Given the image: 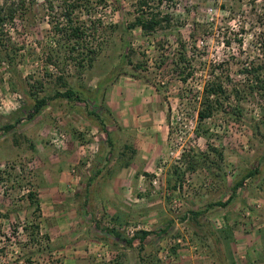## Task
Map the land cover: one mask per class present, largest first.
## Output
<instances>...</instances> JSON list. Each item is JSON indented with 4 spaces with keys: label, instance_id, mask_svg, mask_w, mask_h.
<instances>
[{
    "label": "rangeland",
    "instance_id": "374dc122",
    "mask_svg": "<svg viewBox=\"0 0 264 264\" xmlns=\"http://www.w3.org/2000/svg\"><path fill=\"white\" fill-rule=\"evenodd\" d=\"M16 1L20 0H12ZM23 1L31 12L27 14L29 16L6 27L8 43L0 47V264H27L28 260L31 264H64L61 245L54 246L48 234L50 223H45L43 215L37 220L28 195L36 193L41 204L40 194L46 186L42 177L51 172L55 165L59 167L64 152L54 150L45 134L48 132L47 137H50L57 130L58 118H61L60 126L67 135L74 130L73 124L79 120L71 116L72 107L82 102L55 98L40 115L30 121L28 116L33 101L25 93L37 90L40 91L39 97L53 99L56 92L64 93L72 89L93 98L97 87L113 74V78L103 86L107 87L121 77L131 76L159 90L162 102L167 106L171 130L173 127L174 131L180 133L176 142L183 153L193 151L196 152L195 156L206 154V160L217 166L225 162L222 178L209 161L208 166L212 169L208 170L205 166L199 169L204 171L200 175L207 179L215 175L221 189L217 193L226 196V203L233 194L235 184L243 179L237 204L233 203L234 207L221 212V215H207L204 219L210 222L217 233L233 229V241L221 244L227 257L226 264H250L251 261L245 255L244 243L235 245V237L242 241L250 238L253 246L257 238L264 235V98L255 96L242 100L240 106L243 116L240 122L228 114H220L207 121L205 131L208 134L203 137L197 135V103L203 85L211 78L209 75L213 65L228 66L235 85L247 83L248 78L239 71L243 65L248 66L259 58L258 13L264 11L263 2L171 0L161 9L152 3L145 11L157 13L159 10L169 15L171 22L169 26L165 25V29L144 36L140 30L126 29L137 17L139 0H105V5L90 0L88 10L79 12L75 23L85 26L89 51L95 52L91 54L94 60L90 64L83 61L88 52L78 47L75 41L68 43L66 38L55 34L54 25L66 26L62 18V0ZM241 27H245V32L240 30ZM179 40L185 47L179 44ZM227 41L231 46L226 45ZM73 48L76 50L70 53ZM182 56L191 61L194 71L187 84L181 82L175 66ZM118 67H121L120 70ZM217 73L220 74V70ZM232 104L238 105L234 100ZM86 105L87 111L90 110L92 105ZM7 125L14 128L4 130ZM78 133L76 136L80 135ZM175 138L170 136L169 149L171 140ZM211 149L222 152L225 161L220 162L216 152ZM200 160L201 164L205 161L203 158ZM182 165V162L181 165L171 164L168 170L175 166L184 170L185 166ZM199 169L189 173L184 177V182L179 184L182 186L188 178L189 183L184 191L179 187L176 191L169 190L166 207L169 216L165 219L170 225L159 238H154L158 244L152 249L151 264H161L159 253L162 248L181 236L179 224L183 215L191 211L188 208L190 192L195 180L198 181ZM254 169L259 170L260 174L244 180L248 172ZM166 183L156 190L149 182L150 195L155 199L161 198ZM175 198L183 202L180 213L170 205ZM254 201L260 202V209L251 207ZM247 210L250 211V217L245 215ZM260 215L263 218L258 220L257 216ZM219 219L225 225L220 226L217 223ZM33 222L40 224L41 236L38 241L31 237ZM25 228L30 230L26 231ZM42 236H49L50 240L46 241ZM192 241L205 256L202 264H217L212 250L205 249L203 242L194 241V233ZM254 247L247 250H254L259 257L262 252L258 254L257 246ZM174 253L176 255L177 250ZM262 259L264 264V253Z\"/></svg>",
    "mask_w": 264,
    "mask_h": 264
},
{
    "label": "crops",
    "instance_id": "0c3cea01",
    "mask_svg": "<svg viewBox=\"0 0 264 264\" xmlns=\"http://www.w3.org/2000/svg\"><path fill=\"white\" fill-rule=\"evenodd\" d=\"M102 86L93 96L90 110L85 103L72 107L71 116L79 121L68 133L59 167L55 165L42 177L46 185L40 194L42 215L45 223H50L47 230L52 244L61 245L64 264H151L152 249L158 244L154 238H159L170 225L165 219L169 216L167 196L176 182L172 168L167 171L162 197L155 199L150 195L148 183L169 152L171 127L167 106L156 87L131 76ZM90 112L101 116L104 132L88 118ZM58 119L62 125L61 118ZM47 134L49 141L51 136ZM206 161L199 162L197 168L212 169L208 165L213 162ZM224 164L212 165L221 178ZM197 172L198 181L195 180L188 204L192 212L205 211L214 217L237 204L239 195L228 205L226 196L217 193L221 189L215 175L207 179L200 175L204 171ZM261 218L257 216L258 220ZM132 223L142 224L144 233L152 234L143 241L130 240L121 229ZM108 228L107 234L104 231ZM234 233L238 234L237 230ZM235 238V245L244 243L250 264H263L264 235L253 243L258 254L262 252L259 257L254 250H247L254 247L250 238ZM198 240L194 235V241L199 243Z\"/></svg>",
    "mask_w": 264,
    "mask_h": 264
},
{
    "label": "trees",
    "instance_id": "16d2710c",
    "mask_svg": "<svg viewBox=\"0 0 264 264\" xmlns=\"http://www.w3.org/2000/svg\"><path fill=\"white\" fill-rule=\"evenodd\" d=\"M47 1V0H45ZM259 0H252V4H256ZM264 4V0H261ZM105 0H96V4L105 5ZM171 0H139V6L137 9V17L135 18L134 22L127 26V31L129 30H140L144 36L151 35L153 33L158 32L159 30L165 29V25L169 26L171 19L169 15L164 14L157 10V13H148L145 11L146 7H149L150 4L154 3L158 9L165 3H169ZM63 4L62 9V18L66 22V26H61L56 24L53 26L55 34L57 36H63L66 38V41L70 43V41H75V44L78 47L81 46L82 50L88 52L86 57L83 58L84 63H92L93 56L95 52L89 51L88 43H87V31L85 30V26H78L76 25V21L78 18L76 15L79 12L84 13V10H88V6L90 5V0H62ZM26 3L23 0L12 2V0H0V47H3L4 44H7V38L5 34L6 27L9 25H13L15 21L18 19H23L25 16H29L30 9L25 7ZM222 10H225L222 9ZM259 15V25H260V33L257 37V50L259 52V58L257 60L252 61L248 66L243 65L239 71V73L246 78H248L247 83L245 85L237 84L235 85L233 80L231 79L229 68L226 67L225 64L215 66L213 65L210 71L211 78L203 85V90L199 93L200 101H198L197 106V116H198V130L197 135L200 137L206 136L208 132L205 131V124L207 121L213 119L217 115L220 114H228L234 118L236 122H240L243 116V109L240 106L242 100L251 97L255 98V96H260L264 98V11L263 13H258ZM257 22V23H258ZM242 32H245V27H241L240 29ZM65 41V42H66ZM179 44L182 47L183 45L182 40H179ZM227 46H231L229 41L226 42ZM76 49H72L70 53H73ZM124 60L126 59L123 57ZM10 60V59H9ZM125 62V61H123ZM83 63V64H84ZM191 61L185 56L180 57L179 62L175 64L176 71L179 73L180 80L183 84H187L189 79L193 76L194 71L192 69ZM81 66L82 63H80ZM121 68V67H120ZM118 67L117 69L120 70ZM220 70V74L217 71ZM114 75V74H113ZM105 80L108 83L111 78ZM60 80H63L60 78ZM105 82L103 84H105ZM102 84V83H101ZM102 84V85H103ZM35 88V87H33ZM100 91V88L97 87L96 95ZM40 91H29L25 93L28 97L33 101V106L31 108V112L29 114V120H33L36 116L40 115L48 106L50 101L54 100L55 98L58 99H66V100H73L74 102H82V103H90L94 101V97L90 98L86 93H77L76 91L69 89L64 93L56 92L53 99L50 97H39ZM232 100H234L238 105L234 106L232 104ZM97 110V107H96ZM88 118H92L94 124L100 129V131L104 132L105 124L97 113L90 112L88 114ZM14 126L7 125L4 127V130H12ZM207 138V137H204ZM212 152H216L217 158L222 162L224 160V156L221 152L211 149ZM209 152V151H208ZM192 152H185L182 156V163H184L185 169L180 167H173L174 169V177L176 182L170 188L173 191L177 190L179 184L184 182V177L187 176L189 173H194L198 166V163L201 162V158L205 161L203 163H207L205 156L206 154H200L201 158L197 159V156L194 157ZM214 164V163H211ZM260 174L259 170L254 169V171L248 172L245 176V179L255 178ZM150 177V176H149ZM181 186V185H180ZM243 188V179L235 184L232 189L233 194L230 196V200L228 204H231L241 189ZM28 199L33 204L35 208V213L37 216V220L41 219L42 210L40 200L36 193H31L28 195ZM219 205H222L219 203ZM207 216L205 211H197V212H188L183 215L182 221L189 219L188 225L192 228L194 235L199 241L204 243V248H208L212 250V253L216 256V263L217 264H226L227 257L224 256V253L221 249V244L224 242L225 244H230L233 241V229H225L220 233H217L210 222L204 217ZM33 233L31 237L33 240L38 241L39 237L41 236V228L40 224L33 222ZM26 231L30 229L25 228ZM123 234L125 235V229L122 228ZM109 228L105 230L108 234ZM112 231H116L115 229H111ZM152 233H147L144 231H140L136 234L135 238L130 239L132 241L135 240H145V238ZM44 240L49 241V236H42ZM211 242V245L208 244ZM131 243V242H130ZM194 243V242H193ZM195 244V243H194ZM178 247H174L172 249L173 254L176 252ZM27 264H31L30 260L27 261ZM234 264V263H232Z\"/></svg>",
    "mask_w": 264,
    "mask_h": 264
},
{
    "label": "built area",
    "instance_id": "2783aa9c",
    "mask_svg": "<svg viewBox=\"0 0 264 264\" xmlns=\"http://www.w3.org/2000/svg\"><path fill=\"white\" fill-rule=\"evenodd\" d=\"M58 124L59 127L51 135L50 144L54 150L62 151L66 147L69 137L67 133L61 128L60 121L58 122ZM171 131H172L171 136L173 135L176 138L171 140L172 142L168 155L160 161L159 166L154 171L152 178L150 180L151 186L154 187L156 190H159L161 186L162 187L165 186L166 174L168 168L170 167L171 164L181 165V159H182L181 156L184 154L182 148L179 146V143L176 142V139L179 137L180 133L174 131L173 127ZM188 183L189 180L187 178L185 183L182 186H179V189L181 190L182 188V191H184L187 188L186 186L188 185ZM170 205L173 208V210L176 211L177 213H180L183 209V202L176 198L172 200ZM261 206L262 205L260 204L259 201H254L251 207L255 209L256 208L260 209ZM245 215L247 217H250V211L247 210L245 212ZM188 221L189 219L185 221H180L181 223L179 225H180L181 236H177V238L173 239V241H171L167 247L162 248L161 252L159 253L161 264H180V261H185V260L189 261L188 264H202L203 260L205 259V256L202 254L199 246L194 244L192 241L193 232L189 228ZM217 223L220 226L225 225V222L221 219H219ZM143 228H144L143 225L140 223H132L125 228L124 231L125 236H127L129 239H133L135 238L138 232L144 230ZM174 247H178L176 255L173 254L172 252V249Z\"/></svg>",
    "mask_w": 264,
    "mask_h": 264
}]
</instances>
